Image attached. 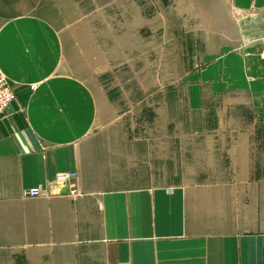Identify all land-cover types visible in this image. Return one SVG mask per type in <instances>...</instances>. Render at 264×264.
I'll use <instances>...</instances> for the list:
<instances>
[{
    "label": "crops",
    "instance_id": "crops-1",
    "mask_svg": "<svg viewBox=\"0 0 264 264\" xmlns=\"http://www.w3.org/2000/svg\"><path fill=\"white\" fill-rule=\"evenodd\" d=\"M84 1L0 0V68L15 93L0 121V264H264V128L235 132L219 182L118 177ZM179 1L206 42L189 107L206 89L264 123V0ZM59 172L77 174L80 196H21Z\"/></svg>",
    "mask_w": 264,
    "mask_h": 264
},
{
    "label": "rangeland",
    "instance_id": "rangeland-1",
    "mask_svg": "<svg viewBox=\"0 0 264 264\" xmlns=\"http://www.w3.org/2000/svg\"><path fill=\"white\" fill-rule=\"evenodd\" d=\"M84 5L90 48H96L90 66L105 97L99 119L117 150V176L149 186L230 177L227 149L238 139L235 132L264 123L225 103L229 95L206 89L201 108L187 104L188 76L203 65L206 51L200 27L183 13L188 3L85 0Z\"/></svg>",
    "mask_w": 264,
    "mask_h": 264
},
{
    "label": "built area",
    "instance_id": "built-area-1",
    "mask_svg": "<svg viewBox=\"0 0 264 264\" xmlns=\"http://www.w3.org/2000/svg\"><path fill=\"white\" fill-rule=\"evenodd\" d=\"M14 101V90L0 68V121L7 116L8 109ZM63 189L66 190L65 194L71 198L81 195L78 190L77 174L75 172H59L52 181L23 189L21 196L23 198H50L62 195L61 191Z\"/></svg>",
    "mask_w": 264,
    "mask_h": 264
}]
</instances>
